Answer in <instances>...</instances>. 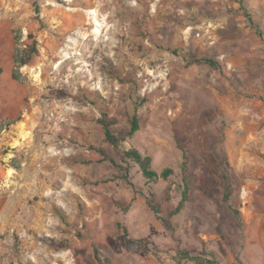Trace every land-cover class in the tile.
Masks as SVG:
<instances>
[{
	"label": "rangeland",
	"instance_id": "obj_1",
	"mask_svg": "<svg viewBox=\"0 0 264 264\" xmlns=\"http://www.w3.org/2000/svg\"><path fill=\"white\" fill-rule=\"evenodd\" d=\"M0 66V264H264V0H0Z\"/></svg>",
	"mask_w": 264,
	"mask_h": 264
},
{
	"label": "trees",
	"instance_id": "obj_2",
	"mask_svg": "<svg viewBox=\"0 0 264 264\" xmlns=\"http://www.w3.org/2000/svg\"><path fill=\"white\" fill-rule=\"evenodd\" d=\"M36 13L38 15L40 14V9L37 7H36ZM248 17H249L248 20L250 21V24L252 26H255V24L252 21V19L250 18V16H248ZM256 30L258 31L257 27H256ZM258 34L260 36L262 35L261 33H259V31H258ZM30 37H31V35H30ZM193 62L194 63H205L209 67H211L215 70L221 71L222 73L225 74L224 69L221 67V65L218 61H215L212 59H207V58H198V59H195ZM27 63H28V60L21 62L22 66L27 65ZM3 72H4L3 68L0 66V83H1V78H2ZM137 110L138 109H136L135 114L130 118V121H129L130 128L128 129V131L123 132V133H119L118 135H115L111 130V127L114 126L116 124V122L115 121H108L107 115H104V118L101 119L99 121V123L102 125V127L104 129V135H105L106 141L111 143L115 147H119L121 143L122 144H128V147H125V149L123 151L122 163L127 164V166H128L129 162H132V163L138 165L148 182H155V181H158L159 179L167 180L174 174V170L172 168H165L161 173L157 172L152 167L151 157L143 154L140 150H138L137 148H135L134 146L129 144V142L134 138L136 133L139 132V130H140V121H139V117L137 115ZM100 153L102 154L103 160L109 161L113 165L118 166V165H116L115 161L112 158L107 157L103 153V151H100ZM118 168L120 170H124V169H122V166H118ZM183 169L185 170V164H184ZM223 178L225 181L224 202L226 204H228L230 210L232 211V213L236 217L239 225L241 227H243L244 221H243L241 211L238 210L237 208H235L232 204H230L232 192H231V184L229 183V177L226 174H224ZM184 186H185V190L183 193V199L180 202V204L178 205V207L176 208V210L172 213V215L178 214L183 207V203L187 200V195H188V190H189V186H188L187 182L184 183ZM147 200H148V204H149L150 209L156 214V216L159 220H162L161 206H160V203L156 200L155 195L150 194ZM119 229L122 230V234H123L124 238L127 239L128 246H134L136 248L147 247L148 244L145 242L133 243L130 240L129 233H128L127 229L123 228L122 225H120V224H119ZM95 253H96V258H98V252L96 250H95ZM179 258H180L179 259L180 261L181 260H193V261H196L198 264H221L218 254L214 251H211V250H204L201 252L182 251L179 253ZM101 263L102 264H110V262L107 259H103L101 261Z\"/></svg>",
	"mask_w": 264,
	"mask_h": 264
},
{
	"label": "bare ground",
	"instance_id": "obj_3",
	"mask_svg": "<svg viewBox=\"0 0 264 264\" xmlns=\"http://www.w3.org/2000/svg\"><path fill=\"white\" fill-rule=\"evenodd\" d=\"M94 14L95 15V11L91 10L90 11V15ZM95 19V18H94ZM95 25H96V28L93 29L92 33L95 35V34H98L101 32L100 30V27L102 26V24L99 22L98 19L95 20Z\"/></svg>",
	"mask_w": 264,
	"mask_h": 264
}]
</instances>
